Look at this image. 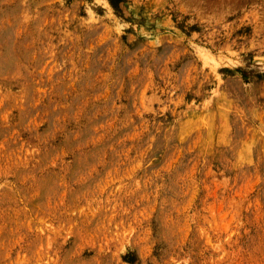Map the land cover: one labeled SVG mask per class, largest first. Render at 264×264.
<instances>
[{"label":"rangeland","instance_id":"1","mask_svg":"<svg viewBox=\"0 0 264 264\" xmlns=\"http://www.w3.org/2000/svg\"><path fill=\"white\" fill-rule=\"evenodd\" d=\"M0 264H264V0H0Z\"/></svg>","mask_w":264,"mask_h":264}]
</instances>
